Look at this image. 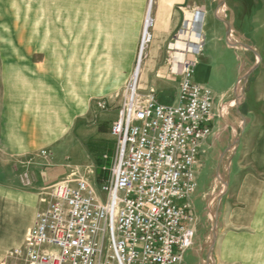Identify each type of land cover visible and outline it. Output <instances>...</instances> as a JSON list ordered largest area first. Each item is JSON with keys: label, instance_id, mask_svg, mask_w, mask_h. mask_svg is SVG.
Segmentation results:
<instances>
[{"label": "rangeland", "instance_id": "1", "mask_svg": "<svg viewBox=\"0 0 264 264\" xmlns=\"http://www.w3.org/2000/svg\"><path fill=\"white\" fill-rule=\"evenodd\" d=\"M127 1L0 0V117L6 113L12 72L14 79L24 73L42 87L64 90L71 79L72 62L77 58L83 79L88 58L93 62L95 91H107L116 59L112 55L115 23L124 17ZM130 1L137 8L141 0ZM215 4L218 18L226 26L227 42L240 46L246 56L242 58L240 82L236 81L221 105L215 104L217 116L212 137L207 139L210 146L199 160L201 175L189 202L202 240L198 264H221L219 243L225 236L228 239L230 231H245L247 226L264 228V0H218ZM145 20L137 49L132 56H125L127 63L131 61L132 76ZM129 81L120 94L125 93ZM99 98L92 101L94 120L79 118L73 122L67 146L39 137L38 147L28 149L23 156L28 164L24 167L15 169L12 164L21 161L12 163L0 145V185L20 187L15 181L19 177L24 187L37 194L51 185L37 184V180L54 176L62 180L73 174L90 181L102 195V186L111 177L117 144L110 133L111 122L97 116L109 108L105 102L106 109H102L97 100L104 101ZM1 141L4 143L5 138L0 137ZM96 157L103 163L97 164ZM258 251L249 249L250 259ZM12 254L11 250L9 256ZM186 261L193 264L190 249ZM7 264L24 262L19 259Z\"/></svg>", "mask_w": 264, "mask_h": 264}, {"label": "built area", "instance_id": "2", "mask_svg": "<svg viewBox=\"0 0 264 264\" xmlns=\"http://www.w3.org/2000/svg\"><path fill=\"white\" fill-rule=\"evenodd\" d=\"M150 40L143 34L141 47ZM190 45L185 40L173 48L188 52ZM195 45L200 54L203 41ZM142 58L140 50L138 65ZM180 65L177 98L170 103L141 92L133 74L111 125L117 151L103 194L73 174L45 187L46 207L12 252L24 264H187L196 238L189 202L217 111L213 89L195 80L197 62L183 58Z\"/></svg>", "mask_w": 264, "mask_h": 264}, {"label": "crops", "instance_id": "3", "mask_svg": "<svg viewBox=\"0 0 264 264\" xmlns=\"http://www.w3.org/2000/svg\"><path fill=\"white\" fill-rule=\"evenodd\" d=\"M149 1H139L137 8H134L133 2L127 1L124 17H120L115 23L116 45L112 55L116 59L113 62L107 91L101 93L95 91L93 62L88 58L83 79L79 77L77 58L72 62L71 79L64 90L62 87L57 90L42 87L32 77L29 81L24 73L18 75L21 80H17L18 76L14 79L12 72L6 113L4 118L0 117V137L5 138L4 143L1 141L0 145L4 146L6 156H11L12 163L15 160L21 161L20 164H12L15 169L17 166L28 165L24 163L23 156L28 149L38 147L39 137H47L50 143L58 141L67 146L70 141H66V138L72 133L73 122L79 118L94 120L92 103L94 97H100L99 99L109 103V108H102L106 111L97 114L98 117L111 122V125L117 119L126 99V91L124 94H120V91L132 77L131 61L127 63L125 56L130 54L132 56L138 47ZM217 1H151L152 23L149 29L151 40L145 45L141 63L139 74L141 92H155L159 102L175 101L181 78L180 62L183 58H188L197 62L195 80L213 89L217 106L222 104L224 98L230 96L243 70L242 58L246 54L240 46L227 42L226 26L216 12ZM130 8L137 11L130 12ZM185 40L191 42L188 52L173 48V44L183 46ZM198 41L204 43L200 54L194 52L195 43ZM26 138H29V142ZM207 139L202 144L200 160L210 146ZM107 151L111 152L110 149ZM98 158L96 157V163H103ZM196 169L198 178L201 175V164H198ZM59 179L60 176L43 177L40 181L37 180V184H53ZM15 181L20 187L0 185V264L20 259L14 254L9 256V252L25 243L27 232L33 226L37 212L47 205L46 201L42 200V193L36 194L27 189L28 187H24L19 177H16ZM196 234V241L190 249L193 264L199 263L198 256L202 252V240L197 223ZM226 237L219 243L221 264H264V228L247 226V230H232L228 239ZM251 248L259 251L250 259L248 250Z\"/></svg>", "mask_w": 264, "mask_h": 264}, {"label": "bare ground", "instance_id": "4", "mask_svg": "<svg viewBox=\"0 0 264 264\" xmlns=\"http://www.w3.org/2000/svg\"><path fill=\"white\" fill-rule=\"evenodd\" d=\"M151 1H149V9L147 11V16H146V20H145V26H144V32L143 34L147 37L148 33H149V29H150V26H151V23H152V18H151ZM154 2V1H153ZM182 43V42H181ZM184 44V42L182 43V45ZM140 50H142V52L144 53V50H145V44L144 46H140ZM140 52V51H139ZM141 63H142V60L140 61V64L136 66V69L134 71V76H138L139 77V74H140V71H141Z\"/></svg>", "mask_w": 264, "mask_h": 264}]
</instances>
